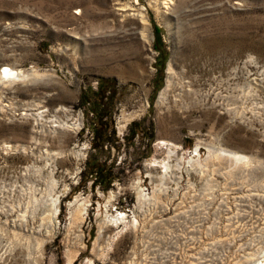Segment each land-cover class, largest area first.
Listing matches in <instances>:
<instances>
[{"label":"rangeland","instance_id":"1","mask_svg":"<svg viewBox=\"0 0 264 264\" xmlns=\"http://www.w3.org/2000/svg\"><path fill=\"white\" fill-rule=\"evenodd\" d=\"M160 1L0 0V72L40 74L0 79V264H252L239 245L264 239V0ZM96 111L114 134L95 146ZM50 169L47 232L30 209Z\"/></svg>","mask_w":264,"mask_h":264},{"label":"bare ground","instance_id":"2","mask_svg":"<svg viewBox=\"0 0 264 264\" xmlns=\"http://www.w3.org/2000/svg\"><path fill=\"white\" fill-rule=\"evenodd\" d=\"M160 2L163 4V6H162L163 8H168L167 4L168 3H173L172 0H162ZM126 9H129V8H126ZM130 15L139 16L140 12H138L137 10L136 11H132V13ZM263 70H264V68H263ZM167 73L171 74V71L168 70ZM38 76H40V74L36 70L32 69V70H29L27 72H23V71H17L13 67H8V66H5L3 68V71L0 72V79L1 80H3V78L11 80V81H13V80H25V79H28V78H33V77L35 78V77H38ZM259 82H264V80L263 79H258L255 82L256 85ZM169 86H170V83H169V80H167L166 89H164V91L159 94V100H165L166 99V97H165L166 94L164 92L167 90V88ZM262 106L264 107V104L263 105L259 104L256 108L259 109L260 111L264 112V108H261ZM23 114H25V113L23 112L22 115ZM55 121H56L55 124L53 123L51 126L56 127V124H57L62 129H64V128L72 129V128H78V126L80 124V122H79L80 121V117L78 116L75 121H72L69 124L66 121H64V122H61L59 120L58 121L55 120ZM123 126L124 125H122V127ZM163 144H165V143H163ZM4 147L5 148H13L14 146H12L11 144H5ZM24 148H25V146L21 145L20 149H24ZM5 150H7V149H5ZM197 150H198V148L195 149L196 153L198 154L199 151H197ZM208 153L210 155H213V156H214V153H215V154L218 155L216 157H221V158L229 160V162H232L235 165V167H236V165L237 166H243V165H246V164H249V163L252 162L251 161V157H249L247 155H244V154H241L240 152H236L235 150L227 149V148H224V147L215 148V149L208 148ZM46 154L48 156H52L54 154L56 155V153H54V152L53 153L52 152H50V153L46 152ZM189 162H190L191 166H193L194 164L199 165L197 159H193L192 158L191 160H189ZM170 168H171L170 164L167 163V173H169ZM30 169H31L30 166H26L24 168L26 173ZM34 170L36 171V169H34ZM52 173H53V170L50 169L49 171L46 172V176L49 177V178L48 179L44 178V183H46L45 185L47 187V188L44 189V192H45L46 195L43 194V195L40 196V198L39 197H34V201L35 202H34V204L32 206V209H30L31 212H34L35 211L34 206H35V208H36V206L37 207L40 206L41 214H43V215H41V217H40L41 221H40L39 226L41 227L43 225V221L47 220L48 221L47 227L49 228L48 231H47V228H46L47 232H50L55 227L54 218H55V216L57 214L56 210L58 208V203H59V196L55 195L56 192L53 191L55 186H56V184L54 183V179L52 177ZM169 177H170V175H169ZM249 194H252V193H249ZM249 194H245L244 196H248ZM253 194H257V193H253ZM137 199H138V202H139L138 207L141 208L142 207V200L145 199V194L144 193H138ZM79 205L82 206L83 203H81V204L79 203ZM28 206L29 205H27L26 208H24L23 212L17 213L15 215V216H18V218L11 219V225L19 226V227L21 226V228H25V221H26V219H25L26 215L25 214L28 213ZM133 222L136 223L135 220H133ZM262 224H261L262 225L261 227H258L259 231L260 230L262 231V228L264 229V222H262ZM258 236H259L258 238L260 240H258V242L256 243V245H255L256 247L255 248L254 247L244 248L243 247L244 244L240 243L239 249L244 252V254L242 255V258H243L242 261H245V262H249L250 261V263H252V264H264V261H263L264 260L263 259L264 258V239L262 240L261 236L260 235H258ZM246 249H249V251L245 252ZM261 261H263V262H261Z\"/></svg>","mask_w":264,"mask_h":264},{"label":"trees","instance_id":"3","mask_svg":"<svg viewBox=\"0 0 264 264\" xmlns=\"http://www.w3.org/2000/svg\"><path fill=\"white\" fill-rule=\"evenodd\" d=\"M155 48L160 51V54H164L163 49L161 47H159V45H156ZM162 58L164 59V56ZM161 70H162V68H161ZM91 112H92V114H95L92 110H91ZM97 115H98V117H97ZM104 115H105V113H99L96 111V116H95L96 121L92 122L93 123L92 130L94 132V133L92 132V134H93L92 135V143L95 146H96L97 140H99L103 143V141H105L110 136L112 137L114 134L112 130L110 132H108V130L106 129L105 123L100 121ZM93 157H94V155L91 154L90 158H92V161H93ZM91 164H92V162L88 165L87 169H88V172H90V174L92 175L94 171L97 172V170L100 169V166L96 165V164L91 166ZM108 182H109V180L107 181V184H108Z\"/></svg>","mask_w":264,"mask_h":264}]
</instances>
